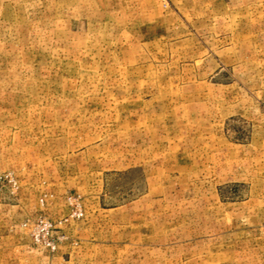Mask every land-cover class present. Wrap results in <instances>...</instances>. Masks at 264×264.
Segmentation results:
<instances>
[{
    "label": "rangeland",
    "instance_id": "374dc122",
    "mask_svg": "<svg viewBox=\"0 0 264 264\" xmlns=\"http://www.w3.org/2000/svg\"><path fill=\"white\" fill-rule=\"evenodd\" d=\"M0 264H264V0H0Z\"/></svg>",
    "mask_w": 264,
    "mask_h": 264
}]
</instances>
